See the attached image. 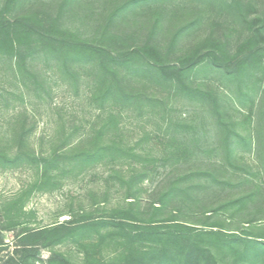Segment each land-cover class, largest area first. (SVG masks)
<instances>
[{
	"label": "rangeland",
	"instance_id": "rangeland-1",
	"mask_svg": "<svg viewBox=\"0 0 264 264\" xmlns=\"http://www.w3.org/2000/svg\"><path fill=\"white\" fill-rule=\"evenodd\" d=\"M3 1L0 0V5ZM63 1L42 0V3L56 12ZM126 1L73 0L66 15L72 16L70 24L76 30L86 36H95L109 16ZM263 17L264 0H138L116 15L111 30L123 38L120 44L152 42L166 51L182 26L196 22L182 32L175 41L174 50H193L207 37L215 36L224 41L228 51L235 53L251 31V22L254 24ZM261 39L260 46H264V36ZM90 63L77 68L81 77L74 84L69 75L62 73L54 58L36 55L32 69L40 75L37 85L32 78L17 71L12 59L0 55V143L13 148V152V135L16 130H22V121L26 118V127L31 128L28 144L38 152L49 153L59 148L65 135L72 132L70 143L87 140L92 127L102 123L98 118L101 112L89 100L94 77ZM263 76L264 69H259L252 78L250 90L242 85L241 91L247 93L242 97L239 82L229 81L219 67L204 66L197 72L198 82L213 89L224 105L227 113L222 117L223 121L211 114L207 100L176 95L165 85L148 79V91L161 100L159 103L114 106L112 109L119 113V131L131 153L117 162L103 158L82 165L61 163L54 172V179L44 187L34 185L39 176L37 167L26 162L0 165V228L5 226L4 208L10 200L22 198L26 212L22 217L23 225L2 231L6 249L1 255L12 252L16 235L25 229L72 226L80 220L86 222L90 217H107L113 208L126 206L128 201H137L134 207L145 209L158 197L155 191H161L171 180L194 170L213 171L220 176L219 180L229 178L236 186L217 185L210 177L196 178L191 182L196 185L193 193L209 202L207 211L193 214L188 208L190 202L184 200V193V197H174L168 203L165 216L178 213L179 220L175 222L189 225L187 229H214L234 237L264 242V137L258 136V130L261 126L264 128V119L259 117L257 110V105L264 99ZM253 105L254 112L251 113L249 110ZM233 129L239 136L232 133ZM230 137L235 162L241 168L235 176L226 177L223 166L229 164L226 139ZM132 174L137 179L129 188L127 182ZM252 190L262 196L241 215L238 213L232 218L230 208L215 210L219 200L237 198ZM207 217H211L207 219L209 223L199 221ZM188 218H194L197 223L185 221ZM98 230L100 228L86 234V241L96 238ZM112 246L103 243L97 251L110 254L114 250ZM238 246L243 249L242 240ZM55 252L64 253L73 264H87L86 246L75 241L55 248H40L32 264H48ZM96 256L98 258L99 253ZM226 258L234 262L237 257L229 253Z\"/></svg>",
	"mask_w": 264,
	"mask_h": 264
},
{
	"label": "trees",
	"instance_id": "trees-1",
	"mask_svg": "<svg viewBox=\"0 0 264 264\" xmlns=\"http://www.w3.org/2000/svg\"><path fill=\"white\" fill-rule=\"evenodd\" d=\"M137 1L128 0L120 5L95 36H86L70 24L72 16L69 17L66 13L73 0H64L56 12L49 9V6L46 7L42 0H4L1 3L0 55L12 59L17 71L22 76L32 78L37 85L40 83V75L32 69L36 55L43 54L47 58H54L62 73L69 75L74 84L81 77L77 68L91 62L94 77L89 100L101 112L98 118L102 119V123L92 127V134L87 140L79 139L75 144L70 143L74 135L72 132L65 135L62 146L44 153L29 146L28 134L31 128L27 129L26 118L22 121V130H16L13 135V152V148L0 143V165L26 162L37 167L39 176L34 185L44 187L54 179V172L60 168L61 163L82 165L96 163L103 158L117 162L125 154L131 153V149L125 145L119 131V113L112 109L114 106L123 108L131 104L142 106L147 102L159 103L161 100L148 91V79L165 85L176 95L207 100L211 114L223 121L222 117L227 113L224 105L213 89H207L204 83L198 82L197 72L204 66H217L229 81L239 82L241 91L242 85L250 90L252 78L259 69H264V46H260L263 40L261 37L264 36V17L254 24L251 22V31L235 53L228 51L224 41L215 36L207 37L193 50H174L175 41L182 32L196 22L182 26L172 37V44L167 46L166 51L152 42L120 44L123 38L111 30V24L116 15ZM241 92V96L246 97L247 93ZM257 106L258 115L263 120L264 99ZM249 111L254 112V105ZM263 131L261 126L258 130L259 137H264ZM232 133L239 136L234 129ZM260 143L262 142L259 141ZM233 150L230 137L226 139V157L229 164L223 166L226 177L235 176L241 168L235 162ZM136 177L132 174L128 182L126 181L129 188H132ZM199 177H210L213 182L223 187L236 186L229 178L219 180L220 176L213 171L194 170L171 180L161 191H155L158 197L145 209L134 207L138 204L137 201H128L126 206L113 208L107 217H90L86 222L80 220L72 226L52 225L37 230L25 229L16 235L12 252L1 255V251L6 249L2 231L24 224L22 217L26 212L22 198H14L4 208L7 220L5 226L0 228V264H32L37 259L40 248H55L56 245L68 241L86 246L87 264H264L262 240L237 235L234 237L214 229H187L189 225L175 222L179 220L178 213L172 212L170 217L165 216L168 203L174 197H184L185 194L184 200L190 202L191 206L188 208L193 214L199 215L207 211L209 202H204L193 193L196 185L191 182ZM187 183H190L189 186L185 185ZM261 196L262 193L258 194L254 190L245 192L237 198L219 200L215 210L230 208L232 218H235L236 214L241 215L251 204L258 202ZM23 199L25 200L24 197ZM210 218L199 221L207 224V219ZM185 221L197 223L194 218ZM98 228L100 230L96 238L86 241V234ZM241 240L244 243L243 249L238 246ZM103 243L113 245L114 250L106 255L98 252L97 248L102 247ZM98 253L100 256L97 258ZM229 253L237 257L234 262L226 258ZM48 264L73 262L64 253L55 252L49 258Z\"/></svg>",
	"mask_w": 264,
	"mask_h": 264
}]
</instances>
